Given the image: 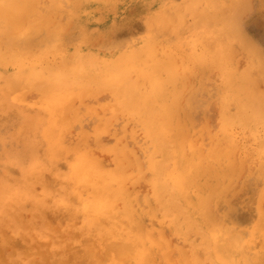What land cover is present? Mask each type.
<instances>
[{"label":"bare ground","instance_id":"6f19581e","mask_svg":"<svg viewBox=\"0 0 264 264\" xmlns=\"http://www.w3.org/2000/svg\"><path fill=\"white\" fill-rule=\"evenodd\" d=\"M163 1L160 0V5H164ZM240 1L183 0L179 4L169 0V4L162 6L163 11L153 20L154 26L158 27L159 32L166 28L178 35L190 28L193 32L187 41L193 46L190 51L184 50L178 43L172 48L168 42L152 34L138 47L128 45L127 49H117L113 54H105L106 51L100 53L90 46L76 49L70 54L63 53L60 60L53 61L46 56L48 50L35 53L31 47L32 41H24L25 45L19 47L17 36L20 27L26 25L34 32L53 27L51 30L59 36L66 31L68 27H64L61 20L58 21V16L53 14L57 13L58 0H53L45 9L39 7L38 0H0V19L7 25L5 36L9 43L0 40V110L19 107L21 95L24 97L25 93L29 96L28 93L36 87L33 89L32 86L37 84V87H43L47 99L36 118L29 117V114L22 117V127L16 131L18 138L21 136L27 140L30 128L41 130L46 122L48 127L41 132L48 141L50 151L57 152L54 145L61 132H65L66 124L63 122L69 117H65V113L73 107L72 102L70 107L65 104L67 99L73 98L75 101L76 97L83 99L87 95L109 91L113 103L106 107L111 106L115 112L110 121L118 114L134 117L143 125L150 140L151 147L147 149L144 164L151 171L153 193L145 198L149 202L147 209L135 208L137 196L128 187L133 179L128 173V165L139 164L137 157L127 150H118L115 168L107 170L89 151H72L74 159L71 171L65 178L73 183L75 190L81 184L88 186L83 211L91 209L92 212L87 215L98 222L100 234L93 241V248L78 247L79 250L74 252L71 245L70 249L66 247V253L72 251L71 257L67 256V260L59 258L57 264H171L172 242L169 243L162 227L147 222V218L160 215L176 233L192 243V251H181L178 264H206L207 261L209 264H264V242L261 247H254L258 236L264 238V209L260 211L250 234L245 235L240 225L248 220L237 216L238 213H224L218 207L219 199L227 197L228 191L234 187L231 184L239 174L238 170L246 164L242 157L236 160L235 148L238 150L240 146L259 158V172L262 175L259 188L261 194L264 192V131L261 130L264 124V92L258 88V79H261L258 77L264 74V52L258 51L259 47L255 49L257 44L252 41L255 47L251 45L247 49L261 52L258 57L253 51L261 61L255 56L256 59H253V53L250 51L249 54L246 49L252 56L247 69L246 64L244 69H240L239 63L235 62L237 59L234 60L236 56L231 57L239 53L236 54L238 47L233 43L239 39V36L235 37L239 26L235 24L239 25L236 19L240 16L230 17L228 15L231 13L228 12L239 7L242 10L248 4L242 0L245 4L241 5ZM189 15L193 18L192 22L187 21ZM233 18L235 24L229 21ZM224 32L234 35L236 39L230 42L232 44L226 40L228 36L224 37ZM248 39L251 41V38ZM159 43L161 47L164 45L171 49L162 55L155 46ZM230 45L235 46V49L232 47L235 52L231 56L228 53L231 52L228 50ZM196 61L202 65L199 71L192 66ZM210 65H216L223 78L220 105L222 137L224 133L225 138L223 141L220 137L214 139L213 145L204 149L196 143V132L193 134L196 129L192 111L199 91L205 85L204 71ZM251 68L258 70L256 73L259 72V75L255 77ZM28 88L30 90H26ZM238 128L244 132V141L236 137L235 129ZM246 139L252 141L251 144L246 143ZM34 145L37 146L38 142ZM38 174L37 166L33 165L24 175L20 174L21 185L17 188L14 186L15 190L10 184L1 189L0 181V210L11 217L18 216L24 193L32 196L27 201L35 208L36 193L31 182ZM42 185L47 187L49 184L44 181ZM49 187L52 188L51 185ZM89 202L93 206L88 205ZM50 221L53 222L51 218ZM122 229H125V238L132 239L135 244L119 239ZM194 234H198V241L194 239L196 236L193 238Z\"/></svg>","mask_w":264,"mask_h":264},{"label":"rangeland","instance_id":"374dc122","mask_svg":"<svg viewBox=\"0 0 264 264\" xmlns=\"http://www.w3.org/2000/svg\"><path fill=\"white\" fill-rule=\"evenodd\" d=\"M121 1L58 0L59 6L56 8L57 13L53 14H56L59 19L58 21L61 20L60 22L64 27L67 26L68 29L59 36V34L51 30L53 27L42 28L43 31L40 29V32L38 30L34 32L32 28L29 30V26H22L17 36L19 37V40L17 39L19 47L25 45L24 41H32L31 47L35 53H39L41 50H48L46 56L53 61L60 60L63 53L70 54L76 49L82 50L90 46L100 53L104 54V51H106L105 54H113L117 49H127L128 45L138 47L145 39L152 36V34L168 42L172 48L177 45V43L181 48L187 51H190L193 47L187 42L193 35L190 28L182 30L180 32L181 34L178 35L175 31L172 32L166 28L161 29L162 32H159V30H157L158 27L154 26L153 20L163 11L162 6L169 4V0H164V5H160V0ZM171 1L179 4L183 2V0ZM243 1L248 4L246 3L247 5L243 6L242 10L241 7H239L240 11L239 8H237V10H233L232 12L229 10L228 12L229 14L231 13V15H228L230 17L235 18V16H240L236 19L239 25H237L234 18L233 20L229 19V21L234 22V24L236 23V27L239 26L238 28H240H236L237 34H235V37L239 36V39H237L239 42H237V40H235L234 43L232 42V40L236 39L234 35L227 34V32L223 34H225L224 37L228 36L226 40H229V43L232 42L236 48L238 47L235 49V46H228V50H231V52L228 51L229 55L231 56L235 50L236 54L239 52L237 55L233 54L231 57L234 58L236 56L234 60L237 59L235 62H237V64L239 63L238 67L240 69H244L246 65L247 69L248 63L250 59H252L251 57H254L256 54L260 57L261 52H264V0ZM243 1H240L241 5L245 4ZM38 2L39 7L45 9L48 5L52 4L53 0H38ZM87 14L89 18L86 16ZM228 18L229 17H227V19ZM239 20L241 21L240 23ZM58 21L56 20V23ZM187 21L192 22V16L189 15ZM241 25L243 30H241ZM7 31L6 23L0 19V40L2 39L6 44H9L5 36ZM154 32L156 34H154ZM242 32L246 33V36L243 35ZM25 34L27 35L25 36ZM28 36L31 40L28 39ZM241 36H243L244 39ZM248 38H251V41ZM243 40L245 41L243 42ZM252 41L257 44L256 47L252 45ZM242 44L245 45L243 48L241 47ZM161 45L162 44L159 43L155 46H158L159 53L162 55L167 50L171 49V47H165L164 45L162 48ZM251 45L252 47L254 46L255 49L259 47L260 49H258V51L261 50V52H256L255 49H252V51L251 49L248 50L247 47L249 48ZM232 47H234L235 50H232ZM246 49L249 54L251 52L253 53L254 50L256 54L254 52L251 54L252 56H249ZM262 54V57H264V53ZM255 57L253 59H256ZM262 57L260 59H262ZM263 61L264 58L262 59V62ZM192 66L194 67L193 69L197 71H199L200 68L202 69V65L198 61L194 62ZM213 66L214 65H210L204 71L203 82L205 85L200 89L199 95L195 101V107L193 106L194 112L192 111V113H194L193 116H195L193 119V121L195 120L194 128L196 129L193 134L196 132L194 136H197V141L196 138L195 141L204 149L212 146L217 138L220 137L222 141L223 138H225L224 133L222 137L221 126L223 119L220 105L223 92V78L219 71L220 69L216 65ZM253 68L255 69L256 67ZM254 69L253 75L256 77L261 71L256 68L259 70V72L256 73L258 70ZM258 78H261L258 79V88L260 92H264V74L262 76L259 75ZM37 85L32 86V88L34 86L36 87H34L35 89L33 88L34 90L31 89V92L28 93L26 91L29 96L25 93L24 97L21 95V105L19 107H10L6 110H0L1 189L8 184H10L9 186L11 188L20 186V174L24 175L33 165L37 166V170H39L38 177L34 178L33 180L35 181L31 182V185L35 189L36 198L34 199L37 201V206L34 208L32 204H29L27 198L32 196L24 193L25 197L21 199L22 208L18 216L11 217L8 213L0 210V264H18L19 261V264H57L59 258L61 260H67L69 259L67 256L71 257L72 251L70 254L65 252L67 248L70 249L69 245L72 246L71 248L74 249V252L76 249L77 251L81 248L85 249L86 246L91 248L94 247L95 243H93V241L99 238L100 231L97 225L98 222L87 215V213L90 214L92 212L91 209H87L85 212L83 211V206L85 205L84 196L88 195V186L86 184H81L75 190L73 183H69L68 179L65 178L71 171V163L74 159L73 150H78L80 153H82V151H89L91 156L97 159L101 165L104 164L103 166L107 170L115 168L116 151L121 149L129 151L132 156L137 157L139 161V164L132 163L128 165V173L133 178L128 187L131 191H134L137 196L135 208L147 209L149 202L146 201L145 198L147 196L151 197L153 193L150 181L151 171L144 164L146 161L147 149L151 147L150 140L143 125L134 117L124 114H118L117 116L114 114L117 117L115 118L113 116V119L110 121L109 118L112 113L115 112L111 106H108L109 108L106 107L107 104L113 103L109 91H101L100 94L98 92L96 95H87V99L83 97L84 100L81 97H76L77 99L75 98V101L77 100V102L75 104L73 98H71L72 100L67 99L65 102L67 106L70 105V102L74 105L71 103L73 107H70V105V108H68L69 110L65 113V117H69L63 122L66 124V128L64 129L65 132H61L60 137H58L59 139H57L59 143L57 142L54 145L58 149L57 152L52 153L50 151L48 141L41 132L44 127H48L46 122L43 123L41 130L35 131L30 128V136H27V140L21 138V136L18 138L16 136V131L19 127H22V117L29 114V117L33 116L36 118V114H39V109L46 105L47 99L44 96L45 92L43 87L38 86L39 89ZM26 90H30V88ZM188 94L189 91L186 97ZM25 95L27 97H25ZM188 98L189 96L187 99ZM19 108L21 109L17 111ZM261 130L264 131V124L261 126ZM235 132L238 140L243 139L244 132L240 128L235 129ZM210 133L211 135H209ZM31 139L34 140V142H29ZM35 142H38L37 146L34 145ZM247 142L251 144L252 141L246 139V143ZM224 143H226L225 139ZM237 148L238 150L235 148L236 160L239 161L241 157V160L245 159L246 164H244V166L246 167L244 169L243 166L238 170L239 174L237 175L238 172L236 173L237 176L234 178L233 184H231V186L234 185V187H231L232 189H230V192L228 191L227 197L219 199L218 207L219 210L224 213L231 212L232 215L238 213L237 216L248 220L245 222L242 221L243 224L240 225V227L244 230L245 235H249L260 211L264 209V192L261 194V187L259 188L262 182V175L259 172V166L261 165L259 158L252 154V152H246L245 148L242 146ZM251 149L252 148H250V150ZM68 151H70L69 155ZM145 172L147 173L145 174ZM239 175L240 177L238 178ZM44 181H47L52 188L49 187V185L47 186L49 189L43 187L42 184ZM50 181L51 183H49ZM61 199H64V201ZM88 205L93 206L92 202H89ZM50 218L53 222L50 221ZM60 219L63 221H60ZM147 222L154 224L155 227H162L166 233L167 240L169 238V243L172 242L171 264H178V257L182 250L188 249V251H192L191 241L183 235L176 233L161 215L153 217V219L147 218ZM197 235L198 234L193 235V238L196 236L194 238L196 241L200 239ZM118 237L122 241L135 244L132 239L125 238V229H122ZM263 242L264 238L258 236L254 243V247H261ZM174 259H176V261ZM207 263L209 264L208 261L206 264Z\"/></svg>","mask_w":264,"mask_h":264}]
</instances>
